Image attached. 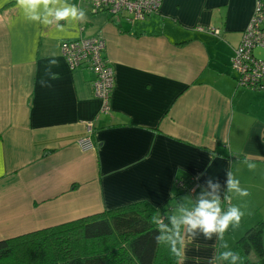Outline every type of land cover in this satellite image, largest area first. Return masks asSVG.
Segmentation results:
<instances>
[{"label":"crops","instance_id":"obj_1","mask_svg":"<svg viewBox=\"0 0 264 264\" xmlns=\"http://www.w3.org/2000/svg\"><path fill=\"white\" fill-rule=\"evenodd\" d=\"M257 1L162 0L157 14L132 21L49 0L85 18L44 24L18 0H0V241L137 201L161 220L183 217L213 193L209 180L220 208L227 200L244 215L222 239L183 224L177 264H217L264 223V92L238 88L230 72ZM96 36L115 78L108 115L93 71L70 70L59 49ZM228 172L247 196L228 192Z\"/></svg>","mask_w":264,"mask_h":264},{"label":"trees","instance_id":"obj_2","mask_svg":"<svg viewBox=\"0 0 264 264\" xmlns=\"http://www.w3.org/2000/svg\"><path fill=\"white\" fill-rule=\"evenodd\" d=\"M227 210L225 200L221 213ZM158 211L147 201H137L1 240L0 264H177L182 217L166 213L161 220ZM263 231L260 221L228 251L239 254L244 264H264ZM222 253L217 264H230L231 258L224 260Z\"/></svg>","mask_w":264,"mask_h":264},{"label":"built area","instance_id":"obj_3","mask_svg":"<svg viewBox=\"0 0 264 264\" xmlns=\"http://www.w3.org/2000/svg\"><path fill=\"white\" fill-rule=\"evenodd\" d=\"M87 3L93 14L106 13L111 18L141 21L157 14L162 0H79ZM218 34V31H213ZM60 54L70 70L86 67L93 71L94 96L100 101V113H110V98L115 85L112 68L103 58L105 42L100 36L76 41H63L59 46ZM256 49L264 52V5L258 0L251 20L243 33L239 46L231 60V68L236 74V84L256 91H264V58L256 55ZM91 146L90 140L83 142ZM197 182V179H194ZM196 188V184L192 190Z\"/></svg>","mask_w":264,"mask_h":264},{"label":"clouds","instance_id":"obj_4","mask_svg":"<svg viewBox=\"0 0 264 264\" xmlns=\"http://www.w3.org/2000/svg\"><path fill=\"white\" fill-rule=\"evenodd\" d=\"M18 3L25 17L30 21H42L44 24H49L51 23L49 17H52L56 22L60 20L76 21L85 18V12L74 5L50 6L49 0H18ZM248 167L251 169L254 164L249 163ZM226 183L229 193H235L241 197L249 194L247 189L240 186V181L234 178L232 172L227 173ZM208 185L213 189V193L203 194L199 199L198 206L193 211L187 212L180 223L187 225L188 231L193 235H195L193 230L199 229L204 234L205 239H211L213 233L222 239L230 225L233 228L239 225L244 213L237 206H231L226 212L221 213L219 197L214 194L219 188V184H212L209 180ZM206 196H211V199L205 198ZM173 222L176 223L175 220ZM221 255L224 260L231 258L230 264H237V262L244 264L243 258L232 251H224Z\"/></svg>","mask_w":264,"mask_h":264},{"label":"rangeland","instance_id":"obj_5","mask_svg":"<svg viewBox=\"0 0 264 264\" xmlns=\"http://www.w3.org/2000/svg\"><path fill=\"white\" fill-rule=\"evenodd\" d=\"M255 54L258 55V56H260V57L264 56V52L261 51L260 49H256ZM230 72H231L232 75H235L234 77H236V74L234 73V71L232 70V68L230 69ZM238 88H240V87H238ZM244 90H248V89H244ZM249 91H251V93L252 92H256L257 94H261V93L264 92V91H252V90H249ZM251 93H248V94H251ZM245 99H246L245 101H250L251 100V97H245ZM181 196H182L181 199L183 200L184 207H190V206H192L193 199H194V196L192 194H190V193H183ZM171 214H174L177 217L176 212L175 213H171Z\"/></svg>","mask_w":264,"mask_h":264}]
</instances>
